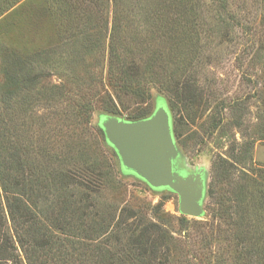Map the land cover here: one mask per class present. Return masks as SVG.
Returning <instances> with one entry per match:
<instances>
[{
	"label": "rangeland",
	"instance_id": "1",
	"mask_svg": "<svg viewBox=\"0 0 264 264\" xmlns=\"http://www.w3.org/2000/svg\"><path fill=\"white\" fill-rule=\"evenodd\" d=\"M102 1L100 18L73 0H0V132L24 158L93 179L33 200L62 253L38 263L111 253L144 264L137 242L149 229L154 264H264V48L244 46L237 25L264 24V0ZM160 101L185 165L207 170L201 217L124 171L106 139L104 116L148 117ZM67 199L77 212L59 231Z\"/></svg>",
	"mask_w": 264,
	"mask_h": 264
},
{
	"label": "trees",
	"instance_id": "2",
	"mask_svg": "<svg viewBox=\"0 0 264 264\" xmlns=\"http://www.w3.org/2000/svg\"><path fill=\"white\" fill-rule=\"evenodd\" d=\"M73 2L75 7L91 8L100 13V18L105 9L104 1L73 0ZM256 20L257 17L253 19V21ZM247 21V19L239 18V16L237 18V25L241 30L240 39L242 42L244 41V46L255 44L259 40L258 43L262 45L257 48V51L262 50L264 48V24L254 23L251 25ZM102 25L101 23L99 26L102 27ZM113 51L114 48H112ZM41 77V75H36L30 81L34 83ZM55 87V85L52 86V88ZM145 117V115H135L132 119L137 120ZM5 135L0 132V262L6 260L7 262L10 261L11 264H23L25 259L27 264H40L38 263L39 255L54 256L62 253H57L59 238L56 235L51 237L47 234L46 228L39 219L40 211L34 207L33 200H36L37 197H42L43 202H47L50 197H58L60 200L61 197L59 196L63 188L71 191V189L79 186L88 187L87 183L93 179L84 178L79 172L71 169L52 168L45 164L42 165L40 161L35 163L28 156L24 158L26 156L20 147L11 144ZM8 144L10 145L8 146ZM47 161L52 160L47 157ZM69 196L71 194H68ZM62 205L63 207L54 217V226L59 231L65 228L72 230L73 225L64 223L63 217L66 215L71 217L77 210L71 207L72 202H69V199L64 200ZM92 206L93 204H88L86 209H90ZM86 209L81 212L79 218H90V213ZM8 221L10 226L7 225ZM147 231L149 229L141 233L137 242L140 250L138 256L147 258V260L144 259V264H154L158 245L155 244L154 240L150 241L149 237L144 238L147 237ZM149 248V253H146ZM54 249L56 250L54 251ZM84 255L86 253H81V256ZM114 256L115 254L111 255L110 253L105 259H100L97 263L125 264L122 259H115ZM79 259L84 261L86 256L79 257ZM45 262L43 264H47ZM50 264L66 263L64 260H59Z\"/></svg>",
	"mask_w": 264,
	"mask_h": 264
},
{
	"label": "water",
	"instance_id": "3",
	"mask_svg": "<svg viewBox=\"0 0 264 264\" xmlns=\"http://www.w3.org/2000/svg\"><path fill=\"white\" fill-rule=\"evenodd\" d=\"M102 127L124 171L137 175L155 189L167 188L177 193L181 214L203 215L207 170H192L185 165L173 135L171 114L163 101L151 115L138 120L104 116Z\"/></svg>",
	"mask_w": 264,
	"mask_h": 264
},
{
	"label": "bare ground",
	"instance_id": "4",
	"mask_svg": "<svg viewBox=\"0 0 264 264\" xmlns=\"http://www.w3.org/2000/svg\"><path fill=\"white\" fill-rule=\"evenodd\" d=\"M181 165H182L183 167H185L183 162L181 163ZM185 168H186V167H185ZM189 169H190V168H189Z\"/></svg>",
	"mask_w": 264,
	"mask_h": 264
}]
</instances>
